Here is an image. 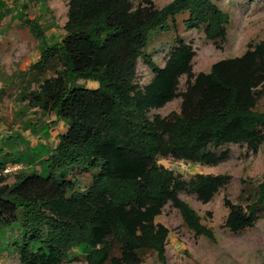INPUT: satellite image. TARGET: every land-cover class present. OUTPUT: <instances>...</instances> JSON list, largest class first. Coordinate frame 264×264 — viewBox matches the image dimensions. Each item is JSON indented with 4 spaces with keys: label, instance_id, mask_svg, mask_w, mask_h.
Wrapping results in <instances>:
<instances>
[{
    "label": "trees",
    "instance_id": "1",
    "mask_svg": "<svg viewBox=\"0 0 264 264\" xmlns=\"http://www.w3.org/2000/svg\"><path fill=\"white\" fill-rule=\"evenodd\" d=\"M185 13L186 27H203L215 44L226 39L230 16L212 0H172L163 7L152 0L137 6L130 0H69L65 35L53 43L36 20H27L40 39V59L31 69L62 66L44 80L31 104L54 113L69 129L55 148L46 149L45 159L22 150L26 162H15L31 169L0 187V252L13 249L22 264L70 263L80 255L87 264H140L143 253L153 251L166 264L169 229L155 219L168 203L189 229L215 241L178 190L190 187L208 203L230 176L198 174L188 185L158 160L171 156L214 166L221 157L207 152L209 146L258 150L264 141V110L257 108L264 91V39L194 75L196 52L177 38L160 67L144 54L150 36L168 32ZM141 57L155 74L144 89L133 81ZM183 75L188 82L181 113L150 119V109L179 96ZM79 80L99 86L90 89ZM85 174L92 175L91 183L78 188L74 175ZM225 205L226 227L237 232L253 226L264 205V179L254 202L244 207L225 199ZM13 227L16 234L7 237Z\"/></svg>",
    "mask_w": 264,
    "mask_h": 264
},
{
    "label": "rangeland",
    "instance_id": "2",
    "mask_svg": "<svg viewBox=\"0 0 264 264\" xmlns=\"http://www.w3.org/2000/svg\"><path fill=\"white\" fill-rule=\"evenodd\" d=\"M135 6L146 0H130ZM157 7H163L172 0H152ZM230 16L226 39L215 44L209 40L203 27L188 28L184 21L188 14L178 15L168 32L151 34L144 54L158 66L164 67L181 38L196 52L193 59V74L208 73L212 65L220 60L242 56L250 46L264 39V0H212ZM69 0H0V163L22 158V150L38 155L39 160L47 158L46 149L52 150L58 144V137L69 127L56 119L52 112L44 113L39 106L31 104L32 96L40 91L44 80L56 75L62 66L58 62L45 71L32 70L31 66L40 59V39L34 34L27 20H36L49 42L60 41L68 20ZM155 74L143 57L135 65L133 81L141 89L151 83ZM193 81V79H192ZM87 88L95 89L98 82L79 80ZM188 77L180 78L179 96L160 108L147 112L150 119L171 118L181 113L183 94L187 91ZM257 89L262 87L254 80ZM264 110V91L257 103ZM36 147V148H35ZM45 147V148H44ZM35 148V149H34ZM207 152L221 157L214 165L177 160L171 156L159 157V164L169 168L188 185L198 174H227V185L208 203L198 199L190 187L179 189V196L189 203L200 215L202 223L210 227L215 241L197 235L189 229L177 208L168 203L155 222L168 227L166 242V264H264V205L257 212L258 219L251 227L232 231L225 226L229 209L225 199L246 207L257 199L258 185L264 179V141L257 151L248 145L225 144L209 146ZM25 163V158H22ZM9 164V165H10ZM21 164V163H19ZM22 169L5 173L0 171V187L13 184L22 171L32 167L21 164ZM41 165L36 169L40 171ZM78 188L85 189L91 183V174L74 175ZM79 176V177H78ZM71 178V176H70ZM17 228L7 229V237L16 234ZM74 254L76 249H72ZM0 264H22L13 249L0 252ZM87 264L79 258L70 263ZM140 264H163L156 252L145 251Z\"/></svg>",
    "mask_w": 264,
    "mask_h": 264
},
{
    "label": "built area",
    "instance_id": "3",
    "mask_svg": "<svg viewBox=\"0 0 264 264\" xmlns=\"http://www.w3.org/2000/svg\"><path fill=\"white\" fill-rule=\"evenodd\" d=\"M19 169H22V165L19 164V163H15L14 165L12 166H7L5 169H4V172L5 173H10L12 171H18Z\"/></svg>",
    "mask_w": 264,
    "mask_h": 264
},
{
    "label": "crops",
    "instance_id": "4",
    "mask_svg": "<svg viewBox=\"0 0 264 264\" xmlns=\"http://www.w3.org/2000/svg\"><path fill=\"white\" fill-rule=\"evenodd\" d=\"M1 131H3V129H1L0 132H1ZM9 164H10V162L3 163L2 166H1V170H0V171L3 170V172H4V169H5L7 166H12V165H14L15 163H12V164H10V165H9Z\"/></svg>",
    "mask_w": 264,
    "mask_h": 264
}]
</instances>
